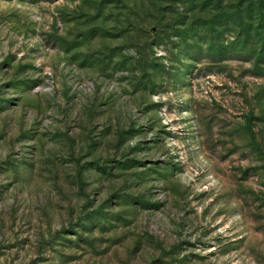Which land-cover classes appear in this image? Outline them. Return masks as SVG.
I'll list each match as a JSON object with an SVG mask.
<instances>
[{
    "label": "rangeland",
    "instance_id": "374dc122",
    "mask_svg": "<svg viewBox=\"0 0 264 264\" xmlns=\"http://www.w3.org/2000/svg\"><path fill=\"white\" fill-rule=\"evenodd\" d=\"M0 264H264V0H0Z\"/></svg>",
    "mask_w": 264,
    "mask_h": 264
}]
</instances>
